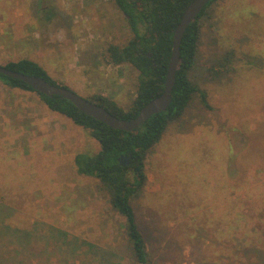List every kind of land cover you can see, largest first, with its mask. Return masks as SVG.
Segmentation results:
<instances>
[{
  "label": "rangeland",
  "instance_id": "rangeland-1",
  "mask_svg": "<svg viewBox=\"0 0 264 264\" xmlns=\"http://www.w3.org/2000/svg\"><path fill=\"white\" fill-rule=\"evenodd\" d=\"M132 34L115 0H0L2 64L36 60L83 97L103 94L126 109L139 71L112 63L107 47ZM230 50V63L218 64ZM192 77L211 108L197 97L150 152L148 183L133 199L137 219L158 264H246L226 256L208 232L217 221L206 219L255 210L251 195L264 193V0L212 3ZM100 148L89 128L49 108L37 91L0 79V264H96L83 241L117 246L112 261L135 264L124 218L98 181L77 171L76 154ZM4 224L34 229L35 250L19 255V240ZM194 224L205 227L198 238L186 233ZM56 230L67 238L51 235ZM75 238L74 252L62 253ZM256 255L252 264H264Z\"/></svg>",
  "mask_w": 264,
  "mask_h": 264
},
{
  "label": "trees",
  "instance_id": "trees-1",
  "mask_svg": "<svg viewBox=\"0 0 264 264\" xmlns=\"http://www.w3.org/2000/svg\"><path fill=\"white\" fill-rule=\"evenodd\" d=\"M115 1L124 13L133 34L123 45L110 43L107 52L112 63H130L137 68L139 71L137 93L128 109L103 94H94L90 100L101 104L120 118L130 119L136 116L144 105L164 91L172 56L174 32L184 10L192 0ZM215 1L211 0L206 4L184 33L181 42V59L170 106L164 111L151 115L136 129L127 131L114 128L84 113L71 100L61 95L38 92L49 108L70 117L76 124L89 128L92 135L100 142L101 148L98 152L76 154L77 171L81 175L95 178L99 189L107 193L112 209L124 218L122 235L125 237L127 250L135 264H158L148 247L133 204V199L140 197L148 183V156L161 142L172 124H180L183 121L197 97L202 104L211 108L206 90L193 79L192 72L199 60L202 19L208 15V9ZM233 56L234 51H228L218 64L226 66ZM5 65L21 73L42 76L53 84L67 86L56 81L36 60L22 58ZM0 79L11 87L34 90L24 80L1 72ZM131 154L132 158L128 165H122L119 157ZM251 196L255 210L250 208L239 211L224 210L220 214L213 213L206 219L207 222L217 221L215 225L208 227V232L213 235V241L222 244L220 247L223 248L226 256L239 261L247 260L246 264H252L253 250L258 253L256 255L258 259L264 261V209H262L264 193ZM3 212L4 209H1V213ZM193 220L198 221V216ZM195 223L198 224V222ZM197 224L187 227L186 233L190 238L200 237L202 230H205L203 225L195 227ZM2 228L9 231L11 237L19 240L20 245L17 250L19 255L24 257L30 250H35L36 246L32 242L34 229L8 224H4ZM61 234L67 238L66 232L60 233L56 230L51 233L54 237ZM38 239L41 240V237L39 236ZM78 241L77 238L65 241L64 245L67 249L64 252L62 250V253L71 255ZM84 244H87L99 259L96 264H120L113 262V257L118 256L117 250L114 249L117 246H101L83 241ZM3 247L4 250L10 251L6 243Z\"/></svg>",
  "mask_w": 264,
  "mask_h": 264
},
{
  "label": "water",
  "instance_id": "water-1",
  "mask_svg": "<svg viewBox=\"0 0 264 264\" xmlns=\"http://www.w3.org/2000/svg\"><path fill=\"white\" fill-rule=\"evenodd\" d=\"M211 0H192L184 10L181 20L176 27L173 37L172 56L165 81V88L161 95L149 101L142 107L140 112L130 118H120L111 113L101 104L83 97L77 91L69 86L56 85L48 81L46 78L38 75L21 73L7 67L0 62V72L8 76L24 80L30 84L35 91L47 95H61L71 100L81 111L91 115L108 125L127 131H132L142 125L151 115L166 110L173 96V89L177 78V69L181 59V42L187 27L198 17L206 4ZM132 158L131 155H122L119 161L126 166Z\"/></svg>",
  "mask_w": 264,
  "mask_h": 264
},
{
  "label": "crops",
  "instance_id": "crops-1",
  "mask_svg": "<svg viewBox=\"0 0 264 264\" xmlns=\"http://www.w3.org/2000/svg\"><path fill=\"white\" fill-rule=\"evenodd\" d=\"M72 71L75 73V70L72 69ZM76 72H78V71H76ZM75 79H78V78L75 77ZM78 82H79V84H80L81 80H79Z\"/></svg>",
  "mask_w": 264,
  "mask_h": 264
}]
</instances>
